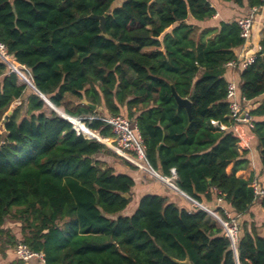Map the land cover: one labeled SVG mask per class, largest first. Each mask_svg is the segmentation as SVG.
I'll return each instance as SVG.
<instances>
[{"label":"trees","instance_id":"1","mask_svg":"<svg viewBox=\"0 0 264 264\" xmlns=\"http://www.w3.org/2000/svg\"><path fill=\"white\" fill-rule=\"evenodd\" d=\"M220 1L264 8V0ZM216 14L210 0H0V45L20 77L0 59L1 239L14 214L21 243L43 253L45 264H236L220 220L182 198L177 205L140 196L138 178L118 161L136 168L109 149L110 127L86 121L79 129L109 148L78 134L29 89L32 80L63 115L102 109L135 122L158 174L175 170V185L200 204L222 199L213 211L237 220L239 264H264V221L255 211L258 205L264 217V198L255 196L254 177H237L250 165L248 152L233 132L211 124H231L227 65L245 40L237 21L204 30L190 23ZM91 15L105 18L106 36ZM260 46L240 70L238 91L251 106L247 133L258 141L264 169V38ZM173 88L191 102V119ZM17 100L21 106L4 121ZM8 243L16 247L17 239Z\"/></svg>","mask_w":264,"mask_h":264},{"label":"built area","instance_id":"2","mask_svg":"<svg viewBox=\"0 0 264 264\" xmlns=\"http://www.w3.org/2000/svg\"><path fill=\"white\" fill-rule=\"evenodd\" d=\"M258 12V8L250 9L247 16L237 20V24L241 30V37L245 40V44L243 46L247 45L252 38L254 19ZM0 49L5 50L2 45H0ZM260 51L261 47H259V52ZM255 58L256 54L244 56L243 58L240 57L237 59V61L229 63L227 65V68L238 66L241 69H245L255 61ZM227 101L229 102V121L231 122V124H224L218 121H211V124L220 132H233L235 137L239 139L240 147L244 136V129L253 128V118L248 108L249 103L245 99L240 97L238 86L233 81L229 82L228 84ZM86 121H101L106 126L110 127L113 135L112 144L118 149L119 155H121L136 167L141 168V164L148 169L154 170L147 160L143 139L135 122L130 121L122 115H92L78 118V122L82 123L83 125H85ZM72 125L78 134H83V131L81 132L79 129H77L75 124ZM92 132L97 134V131ZM169 180L172 181L175 185V182L177 180V174L175 170L171 171V177L169 178ZM251 186L257 198H264V189L257 181H253ZM221 203L222 199L217 198V204L219 205ZM224 215L227 217V220H223L226 221L228 225L230 220L233 222L236 221V219H232L231 215L227 211H224ZM221 227L224 229L226 235H228L225 228L222 225ZM229 227L232 229L230 225ZM237 235L238 233L235 232V241L231 239L235 243L237 241ZM13 254L16 259L23 261L25 264H29L33 261L36 264H45V257L43 253L34 252L21 242L17 244L13 251Z\"/></svg>","mask_w":264,"mask_h":264},{"label":"crops","instance_id":"3","mask_svg":"<svg viewBox=\"0 0 264 264\" xmlns=\"http://www.w3.org/2000/svg\"><path fill=\"white\" fill-rule=\"evenodd\" d=\"M210 2L212 4V6L217 10V14L213 19H211L209 21H205V22L190 21V23L197 26L200 30H204L207 28L219 27V24L221 22L231 23V22L237 21V19L245 17L246 15H248L249 11H250V9L248 10L245 8H241L237 5H235L234 3H228V4L222 3L220 0H210ZM263 38H264V8L260 9L259 12L255 16L254 24H253V30H252V38H251L250 42L247 45L242 46V47L238 48L237 50H235L237 57L243 58L244 56H250V55L257 54L259 52V47H261L260 42ZM240 70H241V68L238 66L232 67V68L229 67L227 69V73H226L227 80L229 82L233 81L237 84V86H239V84H240ZM263 98H264V96H263ZM250 107L251 106L248 105V108H250ZM247 130L248 129H244V136H243V140H242L241 145H240V150L242 153L244 151L248 152L247 157L250 160V165H249L248 169L238 172L237 177L243 178L245 180H249L251 177H254V181H257L260 184V186L264 189V169L262 168L260 161H259L260 150L258 149V141L254 136L249 135L247 133ZM109 149L110 150L112 149L115 151V147L110 146ZM115 152H117V151H115ZM140 167L143 171H145L146 173L151 175L153 178L158 180V181H152L147 176H143V175L138 176V174L134 173L135 170L128 171L127 166H123L122 170H124L125 173H131L138 178V184L139 185L137 186L136 190L140 196L142 194H145V193L158 194V195H161L163 197L168 198L170 203H175L177 205L182 204V201L178 200L177 196L174 194L175 192L170 189V188H172V189L178 191L177 187L172 186V185L168 184L167 182H165L161 178L162 176L159 175L154 170L148 169L141 164H140ZM227 172L229 175L232 174L231 167L228 168ZM144 177H147V178H144ZM145 180H147V181H145ZM138 200L139 199L137 198L136 204L138 203ZM201 205L205 206L206 208H208L210 210H213L216 207H218L217 202H215L212 205V207L207 206L205 204H201ZM255 209H256L255 211L260 210V213H261L260 214L258 212L259 214H257L258 221H264V217L262 214L263 210L260 209L258 205H257V208H255ZM129 214L130 213L126 214V212H125V215H129ZM247 221H249V220H247ZM260 223L258 222V224H260ZM263 234H264V232H263ZM14 259H15L14 254H13V257L9 256L8 258H6V257L4 258L0 255V264H11ZM32 264H36V263L33 262Z\"/></svg>","mask_w":264,"mask_h":264},{"label":"water","instance_id":"4","mask_svg":"<svg viewBox=\"0 0 264 264\" xmlns=\"http://www.w3.org/2000/svg\"><path fill=\"white\" fill-rule=\"evenodd\" d=\"M91 19H94V20H98L99 23H100V28H101V31H102V35L103 36H106V31H105V18L103 16L101 17H97V16H94V15H91L90 16ZM0 59L11 69V72L12 73H15L17 74V76L19 77L18 73L11 67L9 66L6 61H4V59L0 56ZM18 64V63H17ZM20 66V64H18ZM32 90L33 92L38 95L54 112H56L60 117H62L64 120L70 122L71 124H74V122L72 121V118L75 119V120H78V118L76 117H72L70 115H67V114H61L60 112H58L57 110V107L44 95L42 94L38 89L37 87L35 86V84L33 83V81L31 80V84L28 85ZM172 94L173 96L175 97L176 101H177V104H178V107L179 108H184L187 113H188V116H189V119H191V102L188 100V99H182L178 96L177 92L175 91V89L173 88L172 89ZM86 104L89 105L90 108H92L93 110H96V106H93L87 102H85ZM12 115V112L11 111H8L7 114L4 116V121H7L8 118ZM87 139H92V140H97L99 142H101L100 138L98 137H91V138H87ZM103 143V142H101ZM104 145H106L105 143H103ZM210 183V182H209ZM176 186V185H175ZM169 187V186H168ZM177 187V186H176ZM170 188V187H169ZM178 188V187H177ZM172 191H174L175 193H177L178 195H180L181 197H183L184 199H186L187 201H189L190 203H193L197 208L207 212L213 219H215L218 223H220L219 219L213 215H211L209 213V211H207L205 208H203V206L197 202L196 200H194L193 198H191L189 195H187L186 193H184L183 191H181L179 188H178V191L170 188ZM125 198H129V195H125ZM221 224V223H220ZM222 225V224H221ZM228 237V235H226ZM231 240V238H230ZM231 243H232V249H233V253H234V257H235V261H236V264H239V259H238V252H237V246H236V243L233 242L231 240ZM179 264H191L189 262V260L187 259L185 262H179Z\"/></svg>","mask_w":264,"mask_h":264},{"label":"rangeland","instance_id":"5","mask_svg":"<svg viewBox=\"0 0 264 264\" xmlns=\"http://www.w3.org/2000/svg\"><path fill=\"white\" fill-rule=\"evenodd\" d=\"M5 51V50H4ZM5 53H7L6 51H5ZM12 58V57H11ZM13 59V58H12ZM14 60V59H13ZM15 61V60H14ZM9 68V67H8ZM10 69V68H9ZM11 70V69H10ZM25 73L29 76V73L28 72H26L25 71ZM29 78H30V76H29ZM19 79H20V77H19ZM31 79V78H30ZM20 82L21 83H23L21 80H20ZM24 84V83H23ZM27 85V84H26ZM28 86V85H27ZM29 87V86H28ZM29 89H31L30 87H29ZM32 90V89H31ZM33 91V90H32ZM21 104H22V100H17V101H15L13 104H12V106H11V108H10V110L9 111H11V112H13L15 109H17L18 107H20L21 106ZM98 113H99V115L100 116H104V115H107V113H105V111H103L102 109H99L98 110ZM74 122H75V120H74ZM85 126H86V123H85ZM87 127V126H86ZM99 132H97V135H99L100 136V134H98ZM82 134V133H81ZM83 135H84V133H83ZM86 138H88L86 135H84ZM112 150V149H111ZM115 154H118L119 155V153H118V150L115 148V151H117V152H115L114 150H112ZM120 157H122L121 155H119ZM123 158V157H122ZM125 159V158H124ZM126 160V159H125ZM127 162H129L128 160H126ZM118 163L119 164H121V165H123V166H126L125 165V162L124 161H118ZM130 163V162H129ZM130 164H132V163H130ZM133 165V164H132ZM134 166V165H133ZM135 168H136V170L134 171V173H136V174H138V176H140V175H143V176H147L150 180H152V181H158L157 179H155V178H153L151 175H149L148 173H146L145 171H143L141 168H139V167H136V166H134ZM127 170L128 171H130L131 169L127 166ZM133 171V170H132ZM156 172V171H155ZM160 175V174H159ZM147 177H144V178H147ZM170 178V177H169ZM145 181H147V180H145ZM176 196H177V198H178V200H182V199H184V198H182L181 196H179L178 194H176V193H174ZM182 198V199H181ZM186 200V199H185ZM189 202V201H188ZM190 203V202H189ZM132 206H130L127 210H126V214L127 213H130L131 211H132V209L134 208L133 206H135L136 205V199H134L133 200V202H132ZM193 207H196L193 203H190ZM218 214V213H217ZM222 219H224V217H223V215L222 214H218ZM227 218V217H226ZM242 222V221H241ZM229 225L232 227V229L236 232V233H238V224H237V220L236 221H230L229 222ZM2 230H3V232H5L4 233V235L2 236V239H1V235H0V248H2V247H5V256H3L1 253H0V255L2 256V257H6V258H8L9 256L10 257H13V251H14V249H15V247L14 246H12L11 244H9L8 243V241L10 240V237H13V238H16L17 239V244L18 243H20L21 241H20V238H21V230H22V224H21V222H20V220H18V218L17 217H15L14 216V214H12L11 216H9L7 219H6V221H5V224H4V226L2 227ZM34 262V261H33ZM33 262H31V263H29V264H32Z\"/></svg>","mask_w":264,"mask_h":264},{"label":"bare ground","instance_id":"6","mask_svg":"<svg viewBox=\"0 0 264 264\" xmlns=\"http://www.w3.org/2000/svg\"><path fill=\"white\" fill-rule=\"evenodd\" d=\"M0 56L5 60V61H8L11 63L12 66H14L16 63L15 61L6 55L5 51L0 49ZM75 126L77 129H80V123L78 122V120H75L74 122ZM116 148V147H115ZM117 149V148H116ZM118 150V149H117ZM165 182H167L168 184L172 185V186H175L173 184L172 181L169 180V178L167 177H161ZM176 187V186H175ZM203 208H205L207 211H209V213L215 217H217L221 222H222V225L223 227L225 228L226 232L228 233V236L231 237V239L233 241H235V232L229 227V225L226 223V221H224L218 214L214 213L213 211H211L210 209L206 208L205 206H203Z\"/></svg>","mask_w":264,"mask_h":264}]
</instances>
